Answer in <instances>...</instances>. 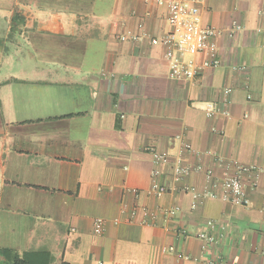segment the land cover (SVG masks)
I'll return each instance as SVG.
<instances>
[{"label": "crops", "instance_id": "0c3cea01", "mask_svg": "<svg viewBox=\"0 0 264 264\" xmlns=\"http://www.w3.org/2000/svg\"><path fill=\"white\" fill-rule=\"evenodd\" d=\"M262 10L264 0H204L222 66L177 81L158 0H0V249L35 264H264ZM210 102L230 116L209 117ZM183 143L204 171L175 183ZM152 149L170 155L159 181L176 190L161 198L149 194ZM233 161L261 171L256 188L243 177L250 205L204 198L193 209L185 188L202 194L206 171L223 181ZM143 208L154 226L140 224Z\"/></svg>", "mask_w": 264, "mask_h": 264}, {"label": "built area", "instance_id": "2783aa9c", "mask_svg": "<svg viewBox=\"0 0 264 264\" xmlns=\"http://www.w3.org/2000/svg\"><path fill=\"white\" fill-rule=\"evenodd\" d=\"M202 3H204V0H158V4L165 6L168 10L169 30L163 35L160 42L166 47L165 58L169 63L170 78L173 80L193 81L205 70L217 69L222 66L220 50L216 41L221 35V31L213 26H205L203 24ZM260 13L264 15V10ZM235 27L239 29L240 25H235ZM199 56L204 57L201 62L197 61ZM230 93V89L224 92V103L230 102ZM205 111L209 117H214L218 114L226 117L230 116L229 112L222 110L218 105L211 102L206 104ZM186 153L196 154L189 143L182 144L179 155L176 157L174 168L175 183H180L194 172L204 171L201 164H187L184 161ZM151 154L154 169L152 171V185L149 189V194L161 198L176 190L174 186L164 185L159 181V177L162 174L161 167L170 161V155L160 153L154 149L151 150ZM244 175L250 176L253 188L258 186L261 171L237 161L225 164L223 181L214 180V171L212 169L207 170V184L202 194L197 193L189 186L185 188L193 196V209L197 208L199 201L204 198L221 199L236 206L248 207L250 198L243 182ZM137 214L138 212L134 210L132 217H136ZM175 214V210L167 211L168 217H173ZM141 215V225L154 226V221L157 219L156 213L143 208ZM105 225L103 219H97L94 224L95 233L98 235L102 234ZM208 227L214 228L215 223L213 221L208 222ZM183 235H186V232H183ZM198 237L204 242L206 248L217 244V239L207 233H201ZM218 264L224 263L220 260Z\"/></svg>", "mask_w": 264, "mask_h": 264}, {"label": "trees", "instance_id": "16d2710c", "mask_svg": "<svg viewBox=\"0 0 264 264\" xmlns=\"http://www.w3.org/2000/svg\"><path fill=\"white\" fill-rule=\"evenodd\" d=\"M0 264H35L27 257H20L6 249H0Z\"/></svg>", "mask_w": 264, "mask_h": 264}]
</instances>
